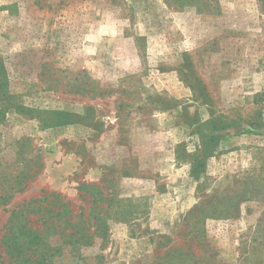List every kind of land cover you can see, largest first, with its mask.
I'll list each match as a JSON object with an SVG mask.
<instances>
[{"label":"rangeland","instance_id":"obj_1","mask_svg":"<svg viewBox=\"0 0 264 264\" xmlns=\"http://www.w3.org/2000/svg\"><path fill=\"white\" fill-rule=\"evenodd\" d=\"M81 184L106 246L55 264H264V0H0V264L14 209Z\"/></svg>","mask_w":264,"mask_h":264},{"label":"trees","instance_id":"obj_2","mask_svg":"<svg viewBox=\"0 0 264 264\" xmlns=\"http://www.w3.org/2000/svg\"><path fill=\"white\" fill-rule=\"evenodd\" d=\"M210 139H215V136H210ZM201 149V156L194 161V164L200 168L205 165L208 155L212 154L209 147L203 145ZM35 173L36 170L28 175L32 176ZM26 186L27 184L23 189ZM102 188L103 186L99 184H81L82 192L91 191L92 205L89 206L88 211L83 206H79V211L75 212L70 202L65 201L60 193L54 192L49 194L44 192L40 198L21 203L12 211L9 229L2 238L9 263L55 264V257L63 255H73L81 260L87 259L83 251L87 246L95 245L98 239L101 240L100 247L103 249L109 233L107 219L110 218L111 198L108 195L104 196ZM180 250V248H172L166 251L164 256ZM182 253L186 257L191 255L186 251ZM196 255L193 253L191 256L196 257ZM94 259L98 264H102L100 256L96 255Z\"/></svg>","mask_w":264,"mask_h":264}]
</instances>
